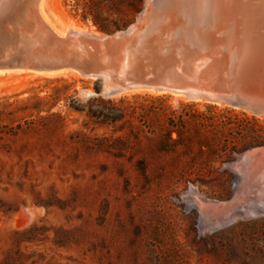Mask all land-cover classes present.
<instances>
[{"label":"rangeland","instance_id":"1","mask_svg":"<svg viewBox=\"0 0 264 264\" xmlns=\"http://www.w3.org/2000/svg\"><path fill=\"white\" fill-rule=\"evenodd\" d=\"M143 2L49 16L111 33ZM24 72L0 75V264H264L263 116Z\"/></svg>","mask_w":264,"mask_h":264},{"label":"water","instance_id":"2","mask_svg":"<svg viewBox=\"0 0 264 264\" xmlns=\"http://www.w3.org/2000/svg\"><path fill=\"white\" fill-rule=\"evenodd\" d=\"M242 1L235 28L170 30L164 17L152 16L145 25L135 18L123 29L91 34L53 27L39 0H0V71L107 77L113 91L192 92L264 117V5L258 23L243 28ZM246 3L248 16L255 6Z\"/></svg>","mask_w":264,"mask_h":264},{"label":"bare ground","instance_id":"3","mask_svg":"<svg viewBox=\"0 0 264 264\" xmlns=\"http://www.w3.org/2000/svg\"><path fill=\"white\" fill-rule=\"evenodd\" d=\"M242 0H144L142 8L136 15L137 21L142 20V24H147L149 19L153 16H161L167 20L168 29H174L179 27L180 29H192L194 31L207 30V31H218L225 30L228 28H235L238 24V20L235 18L237 13L236 4ZM55 0H39L37 3V9L40 11V15L45 17L53 27H57L58 30H72L77 32H86L91 34H100L101 32L91 28L90 26H80L70 19L67 20L66 24L58 25L56 24V19L53 21L50 19L49 10L54 4ZM243 2V3H242ZM241 7L238 12L244 16V20L240 19L241 26L247 28L252 26L254 23H258L259 11L257 8L260 5H264V0H243ZM251 3L254 8V11L248 16L246 15L247 3ZM58 20V19H57ZM59 21V20H58ZM23 72V71H22ZM20 73V71H0L1 74H15ZM25 73V72H24ZM43 75V74H42ZM64 75L74 76V74L65 73ZM49 76V75H46ZM53 76V75H50ZM77 77H81L75 75ZM89 78V77H83ZM92 79V78H91ZM94 79V78H93ZM102 84V93L109 96H120L121 94L131 93L124 91H113V85L110 80L105 77L103 78ZM141 93H150L151 95L161 94L158 92H142ZM136 92V93H138ZM133 93V92H132ZM205 96V95H204ZM204 96L199 98L193 96L192 92H187L185 94H172L173 99H183L185 100H195L198 102L206 101ZM219 106H226L225 101L218 103ZM251 112L250 110L246 109ZM262 116V114H256Z\"/></svg>","mask_w":264,"mask_h":264},{"label":"trees","instance_id":"4","mask_svg":"<svg viewBox=\"0 0 264 264\" xmlns=\"http://www.w3.org/2000/svg\"><path fill=\"white\" fill-rule=\"evenodd\" d=\"M138 2L141 3L142 0H138ZM77 4H78V2L76 1V2L74 3V6L76 7ZM139 9H140V8H138L137 10L139 11ZM82 19H83V20L86 19V16H85L84 13L82 14ZM91 21H92L93 25L96 26L97 29H98L100 32H101V31H102V32H109V31H110V30L105 29L102 25H100V24L98 23L97 19L94 18V19H92ZM130 22H131V21H130ZM128 23H129V22H128ZM128 23H127V24H128ZM127 24H125V25H127ZM125 25H123V26H125ZM118 28H120V27H117V26H116V29H118ZM95 30H96V29H95ZM172 120H174V118H173ZM175 122H176V121H175ZM171 132H176V133L178 134V130H177V129H171V130H169V133H170V134H169V140H170L172 143H174V142H176V139H172V138H171V136H170V135H171Z\"/></svg>","mask_w":264,"mask_h":264}]
</instances>
